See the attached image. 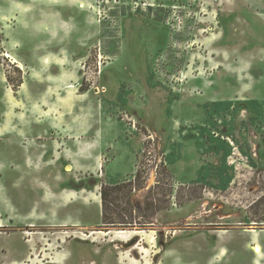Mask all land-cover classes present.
Segmentation results:
<instances>
[{"label": "rangeland", "instance_id": "obj_1", "mask_svg": "<svg viewBox=\"0 0 264 264\" xmlns=\"http://www.w3.org/2000/svg\"><path fill=\"white\" fill-rule=\"evenodd\" d=\"M0 128L9 183L29 141L55 162L79 140L64 184L100 206L42 189L35 215L4 208L0 264H264V0H0Z\"/></svg>", "mask_w": 264, "mask_h": 264}, {"label": "crops", "instance_id": "obj_2", "mask_svg": "<svg viewBox=\"0 0 264 264\" xmlns=\"http://www.w3.org/2000/svg\"><path fill=\"white\" fill-rule=\"evenodd\" d=\"M10 134L9 130H4L0 128V137L5 136L6 134ZM8 134V135H9ZM19 135V134H18ZM21 135H24L21 133ZM30 135V134H27ZM34 136V135H33ZM78 136V135H75ZM35 137V136H34ZM38 140V139H37ZM125 141V139L123 138ZM122 140V142H123ZM121 141V140H120ZM40 142H44L42 144L43 147H47L48 144L44 140H40ZM60 143V142H59ZM63 144L57 148V151L59 153L58 160L55 162H50L49 160H44L46 157L47 151H43L42 155H40V161H34L33 156H30L29 153L33 151L35 148V139L32 141H29L25 146L28 149V157L30 160L26 159V175L25 176H16L14 174L15 172H12V179L11 183L6 182L3 179V176H1L2 171L0 170V212L6 208L10 211H19L21 210H26L25 208L27 207V211L29 210L30 215H35V213L38 211L34 207V203L29 200V196L33 195L35 192H41L43 191L42 189H47V191L54 193L55 196L58 198L59 202H62V205L65 206L67 205L68 202H74L76 200H82L81 198L84 196L87 199H85L83 202H76L73 206L76 207V210L80 214H86L90 212L94 207H97L99 211V196L96 195V192L98 190V185H95V187L90 188V189H71L68 187H65L66 185V179L65 177H69L68 175H71L73 177L74 174H77V170L83 167L82 163V153H80V156H76L78 153V146L81 147V143L79 140H73V141H67L64 139L62 142ZM127 143V146L122 150V152H118L119 149L115 151L114 155V160H112L106 167L105 172V177L107 178L108 181L112 183H118L120 181H123L126 176H129V173H133L134 171L132 170V156L135 155V148L137 147V144L134 143L133 140H127L125 144ZM4 148H9L8 144H4L3 142L0 141V149ZM68 147L72 149L75 153V156L72 157L71 152H67ZM72 147V148H71ZM16 150L15 152H18L20 147L15 146ZM34 152V151H33ZM32 152V153H33ZM5 157V158H3ZM87 157V156H86ZM8 158H11L8 154L4 153L0 156V160L3 162L8 161ZM74 159V162L73 160ZM85 159H89L88 157ZM59 162V163H58ZM96 166V165H95ZM55 168H61L65 169L68 171H62L59 175H54L53 172L55 173ZM14 168H12L13 171ZM122 170L121 172H118ZM36 170L38 171L36 174ZM130 170V171H129ZM92 172H97L98 171V166L95 168L91 169ZM129 171V172H128ZM85 172H83L84 174ZM10 174V173H9ZM90 174V171L88 172ZM94 174V173H93ZM97 175V174H96ZM65 176V177H63ZM64 178V179H63ZM60 179H63L60 182ZM72 180V179H71ZM57 181V182H56ZM59 185L62 186L64 184V187H61L60 189H54L52 190L50 188L51 185ZM44 192V191H43ZM85 193L87 195H85ZM13 197H19L21 200V208L15 207L14 203L12 202ZM56 198V199H57ZM79 203V204H78ZM60 205V204H59ZM28 213V214H29ZM1 222V221H0ZM256 223V222H254ZM251 226L253 224H250ZM257 224H254L256 233L258 230L256 229ZM250 226V227H251ZM249 227V231H251V228ZM259 240V239H258Z\"/></svg>", "mask_w": 264, "mask_h": 264}, {"label": "trees", "instance_id": "obj_3", "mask_svg": "<svg viewBox=\"0 0 264 264\" xmlns=\"http://www.w3.org/2000/svg\"><path fill=\"white\" fill-rule=\"evenodd\" d=\"M106 197H107V190L104 188L102 190L103 208H104L103 218H104V220L107 219V216H106V213H105V201H106Z\"/></svg>", "mask_w": 264, "mask_h": 264}, {"label": "bare ground", "instance_id": "obj_4", "mask_svg": "<svg viewBox=\"0 0 264 264\" xmlns=\"http://www.w3.org/2000/svg\"><path fill=\"white\" fill-rule=\"evenodd\" d=\"M80 7H81V8H84V7H85V4H84V3H81V4H80ZM255 250H256L257 252H261V247H260V245H256Z\"/></svg>", "mask_w": 264, "mask_h": 264}, {"label": "water", "instance_id": "obj_5", "mask_svg": "<svg viewBox=\"0 0 264 264\" xmlns=\"http://www.w3.org/2000/svg\"><path fill=\"white\" fill-rule=\"evenodd\" d=\"M136 241V240H135ZM135 241L133 243H135Z\"/></svg>", "mask_w": 264, "mask_h": 264}]
</instances>
